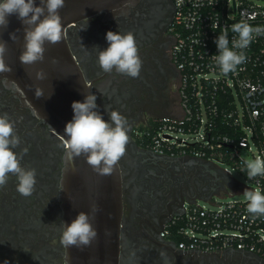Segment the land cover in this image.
I'll return each mask as SVG.
<instances>
[{"label": "flooded vegetation", "instance_id": "1", "mask_svg": "<svg viewBox=\"0 0 264 264\" xmlns=\"http://www.w3.org/2000/svg\"><path fill=\"white\" fill-rule=\"evenodd\" d=\"M174 12V0H121L118 7L66 30L103 119L110 122L108 105L128 121L129 142L118 162L124 206L119 264H264L259 256L235 249L181 250L174 237L164 234L187 203L219 189L217 171L210 163L157 153L146 143L145 132L155 119L180 106V74L171 53ZM108 31L134 34L142 60L138 78L115 70L105 73L99 67L97 51L109 47ZM0 113L15 122L21 144L14 151L28 149L21 165L36 170L31 196L18 193L13 175L0 188V264H68L60 242L64 140L37 115L15 83L0 82Z\"/></svg>", "mask_w": 264, "mask_h": 264}, {"label": "built area", "instance_id": "2", "mask_svg": "<svg viewBox=\"0 0 264 264\" xmlns=\"http://www.w3.org/2000/svg\"><path fill=\"white\" fill-rule=\"evenodd\" d=\"M174 9L171 53L180 74L181 114L155 119L149 146L157 153L210 163L219 189L187 203L164 234L179 239L181 250L235 249L264 261V216L254 218L245 201L219 199L246 187L234 176L237 170L247 178L242 159L264 158V35L245 50L247 62L236 74H221L211 58L219 55L215 41L223 28H228L231 47L236 35L232 24L247 19L254 27H264V0H174ZM215 23L219 27L213 30ZM247 180L250 190L259 187L264 194V177Z\"/></svg>", "mask_w": 264, "mask_h": 264}, {"label": "clouds", "instance_id": "3", "mask_svg": "<svg viewBox=\"0 0 264 264\" xmlns=\"http://www.w3.org/2000/svg\"><path fill=\"white\" fill-rule=\"evenodd\" d=\"M64 5L65 0H40L39 6L36 0H0V31L8 28V17L12 15H16L17 19L25 25L24 50L19 56L23 65L30 66L36 62H43L46 51L45 42L56 44L64 39L65 29L59 15V9ZM252 18L248 17V19ZM211 26L213 30H216L219 23ZM231 31L236 34L231 40V47H229L228 28L225 27L215 41L219 55L211 57L219 67L220 73L225 76L243 70L240 66L247 62L245 50L257 36L264 35V27H254L247 22V19H241L232 24ZM9 38L16 41L18 39L16 32L9 33ZM106 40L109 47L106 50L97 51L98 64L102 71L111 73L115 70L119 74L138 78L142 60L134 34L108 31ZM7 52V42L0 39V74L13 71L12 67L5 62ZM51 62L55 64L58 61L53 58ZM35 79L40 81L46 79L43 69L35 72ZM0 82L6 85L15 83L6 77ZM34 93L36 98H40L43 96V89L36 86ZM96 99L94 94L89 93L83 102L74 101L72 103L74 115L72 120L66 124L63 136L67 137L64 140L65 156L67 162L74 167L75 158L84 155L93 171L106 176L113 173L115 166L125 155L129 142V128L126 117L119 111L111 110L108 105L105 106V110L109 113L110 122L105 121L102 115L95 110L98 108ZM20 144L21 139L16 134L15 122L7 113H0V188L6 185L9 175H13L17 178L18 193L29 197L35 190L36 170L26 169L21 165V160L27 154L28 149L24 148L18 154L14 150ZM242 163L241 171H246L248 179L257 176L264 177V158L261 156H256L254 159L244 158ZM243 198L249 214L254 218L264 216V194L259 187L254 190L246 189ZM99 210L96 204H92L90 212L81 211L70 225L61 222V244L66 248L90 246L98 235L91 221L94 220Z\"/></svg>", "mask_w": 264, "mask_h": 264}, {"label": "water", "instance_id": "4", "mask_svg": "<svg viewBox=\"0 0 264 264\" xmlns=\"http://www.w3.org/2000/svg\"><path fill=\"white\" fill-rule=\"evenodd\" d=\"M39 2L36 0L37 6ZM120 3L121 0H65L64 7L59 9L65 29L64 39L56 44L45 42L44 61L30 66L23 65L19 60L24 50L25 25L16 15H12L8 17V28L0 31V39L6 41L8 46L5 62L13 69L11 73L0 74V78L15 81L37 115L63 140L67 138L63 137L65 126L74 115L72 103L83 102L87 94H93L92 86L85 79L66 40L67 27L96 16L103 10L110 11ZM11 32H16V41L9 38ZM53 58L58 62L53 64ZM40 69L46 73V79L42 81L35 79V72ZM36 86L43 89L40 98L35 97ZM95 110L100 113L98 108ZM64 162L61 180L64 223L70 225L81 211L90 212L92 204L100 209L91 221L97 230V238L88 247L66 248L68 264H119L124 207L119 163L111 175L101 176L88 165L84 155L75 158L74 167L67 162L66 156Z\"/></svg>", "mask_w": 264, "mask_h": 264}, {"label": "rangeland", "instance_id": "5", "mask_svg": "<svg viewBox=\"0 0 264 264\" xmlns=\"http://www.w3.org/2000/svg\"><path fill=\"white\" fill-rule=\"evenodd\" d=\"M181 112H180V106L179 105H174L169 114L164 116V117H168V116H172V117H176L178 118L180 116ZM234 176L235 178L240 181L241 183H243L246 187L241 189V191L234 193L232 196L226 195L227 197H219L220 200L223 201H229V200H234V201H244L243 198V193L246 189H249L252 187V184L247 180L246 176L243 175L242 173H240L239 171L235 170L234 171ZM219 201V200H218ZM207 204L209 207H211L210 203H205Z\"/></svg>", "mask_w": 264, "mask_h": 264}, {"label": "trees", "instance_id": "6", "mask_svg": "<svg viewBox=\"0 0 264 264\" xmlns=\"http://www.w3.org/2000/svg\"><path fill=\"white\" fill-rule=\"evenodd\" d=\"M156 129H157V126L154 123H152L150 128H148L146 130L145 135H146V139H147V141H146L147 144H151L152 143V138H153V136L156 133ZM175 239L179 242V239H177V238H175Z\"/></svg>", "mask_w": 264, "mask_h": 264}]
</instances>
